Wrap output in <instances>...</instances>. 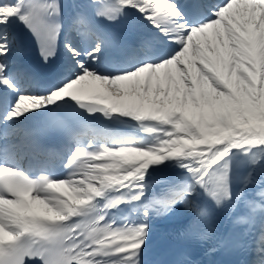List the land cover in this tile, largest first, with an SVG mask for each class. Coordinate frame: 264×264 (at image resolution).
Wrapping results in <instances>:
<instances>
[{"label": "snow or ice", "instance_id": "obj_1", "mask_svg": "<svg viewBox=\"0 0 264 264\" xmlns=\"http://www.w3.org/2000/svg\"><path fill=\"white\" fill-rule=\"evenodd\" d=\"M234 252L264 264V0H0V264Z\"/></svg>", "mask_w": 264, "mask_h": 264}, {"label": "bare ground", "instance_id": "obj_2", "mask_svg": "<svg viewBox=\"0 0 264 264\" xmlns=\"http://www.w3.org/2000/svg\"><path fill=\"white\" fill-rule=\"evenodd\" d=\"M64 2H65L66 4H73V3H79L80 0H64ZM225 222H226V221H224V223H223V225H222L223 227L225 226ZM171 224H172V222H161V223L158 225L157 228L165 227V226H169V225H171ZM239 256H240V258H244V257H245V254L242 253V252H239Z\"/></svg>", "mask_w": 264, "mask_h": 264}]
</instances>
